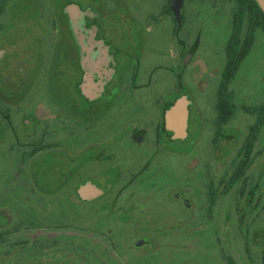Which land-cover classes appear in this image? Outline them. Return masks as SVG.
<instances>
[{"label": "rangeland", "instance_id": "obj_1", "mask_svg": "<svg viewBox=\"0 0 264 264\" xmlns=\"http://www.w3.org/2000/svg\"><path fill=\"white\" fill-rule=\"evenodd\" d=\"M180 3L1 0L0 264H263L264 30L218 128L240 2Z\"/></svg>", "mask_w": 264, "mask_h": 264}, {"label": "trees", "instance_id": "obj_2", "mask_svg": "<svg viewBox=\"0 0 264 264\" xmlns=\"http://www.w3.org/2000/svg\"><path fill=\"white\" fill-rule=\"evenodd\" d=\"M238 1L240 2L241 10L234 16L232 33L225 48V65L217 87L215 124L218 128L229 122L235 115L236 104L233 102V93L229 87L230 83L236 76L242 61L250 51L255 32L258 28L264 30V12L260 8L258 2L256 0ZM1 8L2 5L0 0V12ZM244 19L247 20L245 33L243 27ZM249 110L256 115V122L249 126L248 134L242 147L245 158L238 165L234 174V180L236 177L240 176L244 167L249 162L260 127L264 124V100L257 106L249 107ZM43 148L44 147L32 150L31 155H34ZM230 264L234 263L230 262Z\"/></svg>", "mask_w": 264, "mask_h": 264}, {"label": "water", "instance_id": "obj_3", "mask_svg": "<svg viewBox=\"0 0 264 264\" xmlns=\"http://www.w3.org/2000/svg\"><path fill=\"white\" fill-rule=\"evenodd\" d=\"M260 6V8L262 9V11L264 12V0H256ZM180 0H171V7L174 13H177L179 11L180 8Z\"/></svg>", "mask_w": 264, "mask_h": 264}]
</instances>
